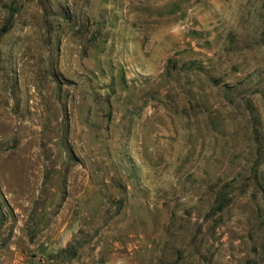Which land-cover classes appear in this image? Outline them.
<instances>
[{
  "label": "rangeland",
  "instance_id": "obj_1",
  "mask_svg": "<svg viewBox=\"0 0 264 264\" xmlns=\"http://www.w3.org/2000/svg\"><path fill=\"white\" fill-rule=\"evenodd\" d=\"M0 264H264V0H0Z\"/></svg>",
  "mask_w": 264,
  "mask_h": 264
},
{
  "label": "trees",
  "instance_id": "obj_2",
  "mask_svg": "<svg viewBox=\"0 0 264 264\" xmlns=\"http://www.w3.org/2000/svg\"><path fill=\"white\" fill-rule=\"evenodd\" d=\"M11 22H12V18L10 17L7 20V24L3 26L2 29L0 30V35H2L3 33H6L9 30V28L11 27Z\"/></svg>",
  "mask_w": 264,
  "mask_h": 264
}]
</instances>
